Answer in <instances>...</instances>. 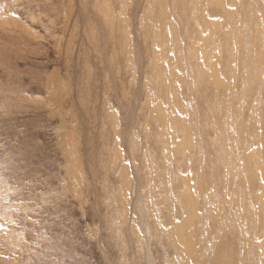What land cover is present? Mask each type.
<instances>
[{"label": "rangeland", "instance_id": "rangeland-1", "mask_svg": "<svg viewBox=\"0 0 264 264\" xmlns=\"http://www.w3.org/2000/svg\"><path fill=\"white\" fill-rule=\"evenodd\" d=\"M253 35L264 0H0V264H264Z\"/></svg>", "mask_w": 264, "mask_h": 264}, {"label": "bare ground", "instance_id": "bare-ground-1", "mask_svg": "<svg viewBox=\"0 0 264 264\" xmlns=\"http://www.w3.org/2000/svg\"><path fill=\"white\" fill-rule=\"evenodd\" d=\"M216 27V26H215ZM262 28V27H261ZM212 29V28H211ZM256 29V28H255ZM215 31H216V29H215ZM262 31H263V28H262ZM227 35V34H226ZM225 38H226V36H224ZM264 48V46H263V44H262V40L259 38V40H257L256 38H255V36L253 35V38L251 39V44H250V51L253 53L251 56H249V57H247L246 56V50H245V47L244 46H242L241 48H240V54H241V65H245L246 67H250V66H252V65H255V63H257V61H259L258 60V57H260V59H261V61H260V64H264V51L262 52V49ZM230 49V46H229V43H227V50H229ZM262 53V54H261ZM209 64V63H208ZM257 66V65H256ZM214 67V66H213ZM263 67V66H262ZM231 72V71H230ZM258 72V70L257 71H255V72H253V74L249 77V80H251L252 81V83H254V85H255V87H260V85L261 84H259V82H260V74L261 73H257ZM263 72V71H262ZM226 73V72H225ZM232 73V72H231ZM252 73V72H251ZM215 75H216V73H215ZM224 75V74H223ZM231 76V75H230ZM233 76V75H232ZM263 77V76H262ZM216 79V78H215ZM225 83V82H224ZM262 83H264V82H262ZM216 84V83H215ZM230 84V83H229ZM225 85V84H224ZM215 87L217 86V85H214ZM230 86V85H229ZM264 86V85H263ZM218 87V86H217ZM226 87V86H225ZM219 88V87H218ZM217 88V89H218ZM221 88V87H220ZM224 88V87H223ZM230 88V87H229ZM258 89V88H257ZM256 89V90H257ZM258 91H260V90H258ZM206 92H208V91H206ZM213 92H215L214 91V89H213ZM218 92V91H217ZM257 92V91H256ZM222 93V92H221ZM221 93H219V95L221 94ZM232 93V92H231ZM234 93V92H233ZM251 93V92H250ZM249 94V93H248ZM262 95V94H261ZM248 96V95H247ZM253 96H255V95H253ZM253 96H252V98H253ZM226 97V96H225ZM218 98V97H217ZM221 98H223V97H221ZM227 98V97H226ZM258 97H256L255 99H257ZM261 98H264V97H261ZM213 99V98H212ZM231 99V98H230ZM251 99V98H250ZM205 100V99H204ZM220 100V99H219ZM247 100V99H246ZM254 100V99H253ZM252 100V102H255V101H253ZM211 101V100H210ZM240 101V100H239ZM248 101V100H247ZM257 101H258V99H257ZM213 102H215V101H213ZM212 102V103H213ZM222 101L220 100V103H221ZM228 102V101H227ZM241 102V101H240ZM239 102V103H240ZM205 103V102H204ZM223 103V102H222ZM221 103V104H222ZM236 103V102H235ZM243 103V102H242ZM260 103V102H259ZM211 104V103H210ZM223 104H225V103H223ZM231 104H233V103H231ZM251 104V103H250ZM216 105V104H215ZM215 105L213 106V105H210L211 106V108L212 107H215ZM233 105H235V104H233ZM254 105H256V104H254ZM260 105H261V103H260ZM208 106V105H207ZM226 106V105H225ZM225 106H222L223 108L225 107ZM232 106V105H231ZM209 107V106H208ZM235 107V106H234ZM237 107V106H236ZM244 107H245V105H244ZM216 108V107H215ZM229 108V107H228ZM222 109V108H221ZM232 109H234V108H232ZM241 109V108H240ZM257 109V108H256ZM262 109V108H261ZM211 110V109H210ZM213 110V109H212ZM216 110V109H215ZM236 110H237V108H236ZM253 110H255V109H253ZM252 110V111H253ZM217 111H218V108H217ZM240 111V110H239ZM239 111H237V112H239ZM260 111V110H259ZM219 112H222L221 110L219 111ZM225 112V111H224ZM243 112V111H242ZM212 113V112H211ZM215 113V112H214ZM236 113V112H235ZM240 113V112H239ZM256 113V112H255ZM228 114V113H227ZM226 114V115H227ZM254 114V113H253ZM263 114V113H262ZM211 115V114H210ZM214 115V114H213ZM221 115V114H220ZM225 115V114H224ZM245 115V114H244ZM207 116V115H206ZM229 116V115H228ZM262 117V116H261ZM205 118V117H204ZM210 118H212V117H210ZM244 118V117H243ZM207 118H205V120H206ZM236 119V118H235ZM225 120H227V118L225 119ZM224 120V121H225ZM234 120V119H233ZM239 120V122H240V118L238 119ZM243 120V119H242ZM238 122V123H239ZM259 122V121H258ZM263 122V121H262ZM235 123V122H234ZM241 123V122H240ZM239 123V124H240ZM208 124V123H207ZM210 124V123H209ZM213 124V123H212ZM211 124V125H212ZM238 124V125H239ZM244 123L242 122V124H241V126L243 125ZM218 125V124H217ZM224 125V124H223ZM235 125V124H234ZM237 125V124H236ZM237 125V126H238ZM247 125V124H246ZM246 125H244V126H246ZM230 126H231V124H230ZM207 128V127H206ZM230 128V127H229ZM233 128V127H232ZM234 128H235V126H234ZM237 128H239V126L237 127ZM237 128H235V129H237ZM209 129V128H208ZM207 129V130H208ZM247 129V128H246ZM206 130V129H205ZM212 129L210 128V132L212 133L213 131H211ZM225 130V129H224ZM251 130H252V132H253V135H254V137L255 138H257L258 137V134H259V130H260V127L259 126H257V125H252L251 126ZM231 132V131H230ZM237 132H238V130H237ZM232 133V132H231ZM213 134V133H212ZM218 134V133H217ZM222 134V133H221ZM223 134H224V132H223ZM229 134V133H228ZM227 134V136L229 137V135ZM239 134V133H238ZM206 135H208V134H206ZM239 135H241V134H239ZM220 136V135H219ZM238 136V135H237ZM236 136V137H237ZM236 137H235V140H236ZM219 138V137H218ZM222 140H227V139H223V138H219V140L218 141H222ZM228 140H230V139H228ZM227 140V141H228ZM240 140V139H239ZM217 141V140H216ZM243 141H244V139H243ZM210 142H212V141H210ZM231 142V141H230ZM241 142V141H240ZM240 142H236L237 144H239ZM258 142H259V140H258ZM250 143V142H249ZM253 143H254V141H253ZM262 143V142H261ZM264 143V142H263ZM260 144V143H259ZM224 145H226L225 143H224ZM250 145V144H249ZM248 145V146H249ZM255 145H257V144H255ZM264 145V144H263ZM237 146V145H236ZM218 147V146H217ZM219 149H221V150H223L222 149V146L221 145H219ZM238 147V146H237ZM242 147H247V143H245V142H241L240 143V146H239V148H242ZM226 148V147H225ZM263 148V147H262ZM240 213H241V211H240ZM244 215V214H243ZM243 215H242V217H243ZM241 217V216H240ZM214 219V218H213ZM220 220H221V218H220ZM223 220V219H222ZM244 220V219H243ZM214 222V221H213ZM216 222V221H215ZM212 223V222H211ZM219 223V222H218ZM217 223V224H218ZM238 223V222H237ZM255 223V222H254ZM220 224H222L221 222L219 223V226H220ZM242 224V223H241ZM235 225V224H234ZM239 226V225H238ZM244 226V225H243ZM251 226H253V225H251ZM231 227H233V226H231ZM221 227H219V229H220ZM245 228V227H244ZM249 228V227H248ZM218 229V228H217ZM232 233H234V232H232ZM223 234H224V232H223ZM250 234V233H249ZM237 235V234H236ZM240 235V234H239ZM219 238V237H218ZM221 238V237H220ZM237 238V237H236ZM239 240V239H238ZM219 241V240H218ZM223 241V240H222ZM226 242V240L224 241V243ZM246 242V241H245ZM246 243H248V242H246ZM223 244V243H222ZM220 245V244H219ZM224 245V244H223ZM248 245V244H247ZM189 255H190V253H189ZM222 256V255H221ZM248 256H249V254H248ZM251 256V255H250ZM251 258V257H250ZM222 259V258H221ZM237 261V260H236ZM248 262H249V264H252V259H249L248 258ZM197 263V262H196ZM200 263V262H199ZM248 264V263H247Z\"/></svg>", "mask_w": 264, "mask_h": 264}]
</instances>
